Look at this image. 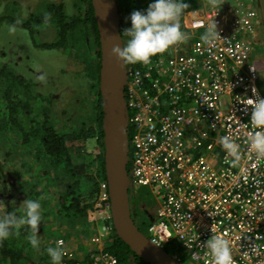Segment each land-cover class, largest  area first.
Instances as JSON below:
<instances>
[{
  "label": "built area",
  "instance_id": "1",
  "mask_svg": "<svg viewBox=\"0 0 264 264\" xmlns=\"http://www.w3.org/2000/svg\"><path fill=\"white\" fill-rule=\"evenodd\" d=\"M224 3L207 0L210 10L185 24L190 34L165 59H144L127 73L130 184L157 201L149 239L171 245L182 264H264L256 13ZM101 195L92 218L97 251L59 237L57 264H118L103 250L113 225L109 194Z\"/></svg>",
  "mask_w": 264,
  "mask_h": 264
},
{
  "label": "trees",
  "instance_id": "2",
  "mask_svg": "<svg viewBox=\"0 0 264 264\" xmlns=\"http://www.w3.org/2000/svg\"><path fill=\"white\" fill-rule=\"evenodd\" d=\"M152 2L153 0H118L121 12L122 37H126L124 45L127 52H129L128 67L140 68L141 66L139 63L141 54L136 57L135 54L131 55V52L149 54L150 50H156V46L148 44V41L153 39L154 36L144 35L150 28L146 23L145 16L149 14L148 10ZM176 2L181 15L189 9L198 7V0H177ZM2 5L11 15L1 16L0 25L6 21L20 30L27 31L36 48L69 52L73 49L70 45L74 41L76 44H72L73 46L79 47L81 50L84 49V52L80 53L82 58H88L90 62L92 60L98 61L97 66H95L97 68V70L95 69L96 81L94 85L92 84L93 105L96 112V115L93 114L92 116L93 125L81 124L76 129L75 136L60 133L48 123L45 109L48 105L46 99L41 100L42 107L39 110L37 109V116H41L43 121V124H41L40 119L35 117L28 105L26 106L27 100H30L32 89L36 86L35 83L32 79H27L18 74L13 66L7 63L0 65V85L4 87L3 92H5V102L0 105V136L7 138L4 135L8 134L9 136L12 130L17 131L20 129L22 132L17 136L21 147H25L24 143H39L40 147H34V150L40 149L44 153V157L49 159L56 170L59 166H64V169L59 173L53 170L56 173V179L55 181H48L47 184L55 187L61 175H64L67 182H72V184L67 186L62 200L57 205L47 209L45 213L49 214L53 220L61 216V218L68 220L73 227L76 226V229H89L90 227L93 237L98 226L96 222L92 221L90 212L99 199L101 185L107 183V177L104 131L102 128L103 106L99 88L100 40L92 0H74L73 11L68 10L65 3H55L49 0L42 12L33 13L26 20H17L12 15L13 12H18L20 9L18 2L2 0ZM51 27L56 30L55 41L52 43H38V33ZM88 43L92 48V53L89 55L86 51V44L88 45ZM20 117H23V119ZM95 137L100 143L101 152L94 156L89 154L86 144ZM7 139L11 140L12 138ZM78 159L82 161L78 162ZM31 177L24 180V185L27 186L28 183H31ZM32 188L35 192L21 193L18 196L24 195L25 198L20 197L18 202L28 203L31 199L36 202L39 199L42 206L45 207L46 203L52 201L51 193H42L44 191L38 189L35 185H32ZM138 194L143 196V193ZM1 202L7 205V209L2 219H0V264L59 263V248L56 243H53V239L56 238L51 239L47 235L45 242L40 245L41 254L38 252L39 245H35L33 237L36 228L44 229L40 218L31 217L28 208L21 211L17 207L19 213H14L11 211L12 206L9 204L8 199ZM23 212H26L24 223L17 224L20 221V214H23ZM111 223L113 225L112 220ZM50 228L54 230L53 227L49 226L47 231H50ZM82 248L86 247L82 246ZM171 248V245H167L164 250L168 253ZM106 250L115 254L119 264H149L138 257L128 245L120 240L115 231L113 240L108 243Z\"/></svg>",
  "mask_w": 264,
  "mask_h": 264
},
{
  "label": "rangeland",
  "instance_id": "3",
  "mask_svg": "<svg viewBox=\"0 0 264 264\" xmlns=\"http://www.w3.org/2000/svg\"><path fill=\"white\" fill-rule=\"evenodd\" d=\"M19 3V11L13 12L12 15L17 20H26L33 13L42 12L49 0H11ZM55 3H65L67 8H70V5H73L74 0H51ZM170 6H167L163 2H159L157 0L156 8L157 10L162 9L164 15H174L177 12L178 6L176 0H173ZM184 1V0H181ZM187 1V0H185ZM205 3V1H204ZM167 6V7H166ZM202 8V6L200 7ZM255 8L259 15L262 16L264 22V0H255ZM205 9L207 11L210 10L209 6H206ZM152 11V10H151ZM157 14V12H153ZM11 15L8 12L4 5H2V0H0V17ZM157 17V16H155ZM160 17V18H159ZM154 21H161L163 25L160 23L155 24L156 27H153L156 33L160 34L164 32L166 34V39H168V24L170 23V19L166 17L159 16ZM152 19L153 16H150ZM161 25V26H160ZM46 29V28H45ZM184 28H180L175 33V41L174 43L169 44V47L172 49L175 48V43L181 38L182 31ZM56 30L55 28H49L38 33L37 41L38 43H52L56 39ZM197 35L204 36L203 31H197ZM76 39V36H75ZM261 39L264 41V24L263 30L261 32ZM72 44H76V42L71 43L72 51L69 52H60L57 50H45L38 49L34 46L32 38L28 35L27 31L20 30L15 26L9 24L4 21L0 25V65L3 63H7L17 71L18 74L23 75L27 79H32L35 83V87L32 89V94L30 95V100H27V104L30 108V111L35 115L36 118L40 119L41 124H43L41 116H37V109H41V100L46 99L48 101V105L45 108L47 113V121L50 123L58 132L66 133L70 135H76V129L81 125L85 124L86 126L93 125L92 116L94 114V106H93V94H92V84L94 85L95 79V66H97L98 61L90 60L88 58H82L80 55L81 52H84V49H80L79 47L73 46ZM129 43L127 42V45ZM95 46V45H94ZM89 47V48H88ZM254 51L251 54V60L258 61L260 57L264 55V46H255ZM157 49V59H165L166 58V50L161 48L160 45L156 46ZM87 55L92 53L91 45L86 44ZM140 53H136L135 56L139 57ZM92 70V71H91ZM94 72V73H93ZM97 73V72H96ZM264 75V74H262ZM261 84L264 88V77L261 78ZM4 87L0 86V105L2 102H5V92H3ZM50 100V101H49ZM11 107L10 105H8ZM32 108H31V107ZM23 119V117H20ZM22 132V130H13V132L4 135L7 138H12L11 140L7 138H3L0 136V168L6 170L5 173L10 174L11 171L18 175L23 180H28L31 177V183H28V192L34 193V188L32 185L38 187V189H42L44 192L42 193H51L52 201L50 203H46L45 207L42 206L40 200H36L33 202L29 200L28 203H20L18 199L25 198L24 195L15 198L12 200L11 211L14 213H19L17 207L21 211H25L26 208L29 209V213L31 217L40 218L44 229L38 227L35 230V236L33 240H35V245H39L38 252H40V245L44 243L47 239V235L49 238H58V237H66L67 240L70 238L78 240V247H92L93 244L91 242V229H76V226H72L71 223L58 216L56 219H52L49 214L45 212L53 205H57L59 201L62 200V196L65 194L66 188L69 184L65 176L61 175L57 181L55 187H51L47 184L48 181H55V174L61 172L64 169V166L61 165L56 170L55 167L51 164L48 158H45L43 155V160L40 164L36 162L35 166L30 165L32 168L30 171L25 164L22 165V162H31L34 161L35 158L31 154H26L17 143H18V134ZM15 138V141H14ZM15 143V145H14ZM100 143H98L97 138L90 140L86 144V149L88 150L90 155H98L101 151L98 149ZM75 155V154H74ZM82 160L78 159V162ZM56 173H54V171ZM54 175L52 176V174ZM52 176V177H51ZM18 179V181H22V179ZM45 184V186H44ZM49 189V190H47ZM145 189V188H142ZM6 190L5 186L0 187V193H4ZM36 190V188H35ZM148 190V189H147ZM150 191V190H149ZM27 193V192H26ZM143 196H139L138 190L132 185L130 186V199L132 209L135 212L134 220L140 227V230L147 235V228L149 227L151 220L148 214H144L140 217L141 208L145 207L148 212L155 213L158 204L157 201L152 198L151 193L142 192ZM101 197L97 200L94 205L93 210L90 212V216L93 218V215L97 212L95 210V206L98 207L101 203ZM26 212L20 214V224L24 223ZM49 224V225H47ZM50 227V231L47 229ZM46 237V238H44ZM54 240V239H53ZM40 243V244H39ZM168 253H172L168 250ZM192 264V263H190Z\"/></svg>",
  "mask_w": 264,
  "mask_h": 264
},
{
  "label": "water",
  "instance_id": "4",
  "mask_svg": "<svg viewBox=\"0 0 264 264\" xmlns=\"http://www.w3.org/2000/svg\"><path fill=\"white\" fill-rule=\"evenodd\" d=\"M92 4L101 52L99 88L103 106L105 171L117 237L149 264H181L165 250L156 247L133 218L128 173L131 152L126 103L128 71L121 34V12L118 0H92Z\"/></svg>",
  "mask_w": 264,
  "mask_h": 264
},
{
  "label": "clouds",
  "instance_id": "5",
  "mask_svg": "<svg viewBox=\"0 0 264 264\" xmlns=\"http://www.w3.org/2000/svg\"><path fill=\"white\" fill-rule=\"evenodd\" d=\"M177 1V0H176ZM204 1H205V3H204ZM206 1L207 0H198V7H194V8H192V9H189L187 12H184L182 15L180 14V10L179 9H177V12H176V14H174V15H171V16H169L168 14L165 16L167 19H170L171 21H170V23L168 24V39H166L165 41H159L158 40V37L159 36H163V35H165L166 36V34L164 33V32H162V33H160V34H158V33H156V31H154L155 29H153V27H154V22H156V21H154V19H156V20H159V19H157V17H159V16H157V17H153L152 19L149 17H147V16H149L151 13H152V11L153 12H158V10H157V8H156V3H157V0L156 1H153L152 3H150V9H149V14L148 15H146L145 16V19H146V23H147V25H149V30H148V32H145L144 33V35H152V36H154V38L153 39H150L149 41H148V44L150 45V46H157V45H160L161 46V48H163L164 50H166V52H165V54L167 55V54H169V52L171 51V47H169V44H171V43H174V41H175V33H176V31L178 30V29H180V28H184V30L182 31V36H181V38L175 43V46H177L180 42H181V40L182 39H185V34L186 33H188V34H190V31H188L187 29H186V26H185V24L186 23H188V22H191L192 21V19H193V17H196V16H198L197 15V13H203L204 11H205V5H206ZM219 1H222V0H219ZM225 1V3H224V5H228V4H230L231 6H233V7H239L240 9L242 8V9H250V10H253V11H255V13H256V16H257V10H256V8H255V0H224ZM163 3H165L167 6H170L172 3H174V1L173 0H169V1H164ZM119 4V3H118ZM166 6V7H167ZM200 6H202V8H200ZM152 10V11H151ZM151 16H153V15H151ZM256 16H255V18H256ZM160 18V17H159ZM158 23H160L161 25H163V22H162V20L161 21H159ZM160 25V26H161ZM156 27V26H155ZM202 30H204V31H206L205 29H202ZM198 31H200V30H198ZM257 35H258V31H256V34H255V38H254V40H253V46L255 47V40L257 39ZM124 40V39H123ZM255 49V48H254ZM130 51L132 50V49H129ZM132 54H136V53H132L131 52V55ZM140 54H141V59L139 60V63H141L144 59H157L156 58V55H157V49L156 50H150V53L149 54H145V53H141L140 52ZM127 58H128V54H127V56H126ZM255 63H256V69H258V73H259V89H260V93H261V96H262V100H263V108H264V88L262 87V84H261V63H258L257 61H254ZM100 64H101V61H100ZM128 65H127V71H128ZM100 69H101V67H100ZM128 73V72H127ZM1 86V85H0ZM127 88V87H126ZM127 103V102H126ZM131 158V157H130ZM128 173L130 174V161H129V166H128ZM129 179H130V175H129ZM103 185H105V187H103ZM130 186H131V184H130ZM136 189L138 190V193H142L143 191H145V192H148V193H150L149 192V190H147L146 188L145 189H142V188H140V187H136ZM129 190H130V187H129ZM5 193H11V194H13V195H4ZM23 193H26V190H25V188H23ZM100 193H109V191H108V183H103L102 185H101V190H100ZM13 196H14V198H13ZM100 196H101V194H100ZM19 196H18V194L17 193H13V192H10L8 189H6L5 190V192L4 193H0V211H3V212H1L0 213V219H2V217L4 216V214H5V212H6V209H7V205L6 204H4V203H2L1 201H3V200H6V199H8L9 200V204L11 205V206H13L12 205V200H14L15 198H18ZM132 210V209H131ZM148 215H150L149 214V212L147 213ZM111 215H112V213H111ZM112 221H113V218H112ZM137 224V223H136ZM138 225V224H137ZM114 231H115V228H114V223H113V232H112V236H111V238L110 239H108L107 241H106V243L103 245V250L104 251H107V252H109V253H111L110 251H108V250H106V247H107V245H108V243L109 242H111L112 240H113V236H114ZM115 233H116V231H115ZM117 235V234H116ZM146 235V234H145ZM146 237L149 239V237H148V228H147V235H146ZM92 238V237H91ZM72 239V238H71ZM75 241H76V243H78L77 242V239H74ZM150 240V239H149ZM151 241V240H150ZM152 242V241H151ZM153 243V242H152ZM93 244V243H92ZM154 244V243H153ZM155 245V244H154ZM156 247H158V248H160L159 246H157V245H155ZM82 250H93V251H97V247L93 244V246L92 247H86V248H81ZM160 249H162V250H164V248H160ZM81 253V252H80ZM111 254H113V253H111ZM171 254V253H170ZM115 255V254H114ZM171 256H173L172 254H171ZM118 259V258H117ZM179 262V261H178ZM118 264H119V262H118ZM182 264V263H181Z\"/></svg>",
  "mask_w": 264,
  "mask_h": 264
},
{
  "label": "flooded vegetation",
  "instance_id": "6",
  "mask_svg": "<svg viewBox=\"0 0 264 264\" xmlns=\"http://www.w3.org/2000/svg\"><path fill=\"white\" fill-rule=\"evenodd\" d=\"M153 1H156V0H153ZM159 2H164V1H169V0H158ZM67 6V5H66ZM68 10H70V11H73V5H70V8L68 7L67 8ZM163 9V8H162ZM162 9H159L158 10V12H157V14H154L153 15V13H151L149 16H147L148 18L151 16V15H153V17H155V16H163V17H165L166 15H164L163 14V12H162ZM148 12H150L149 10H148ZM158 22L156 21V22H154V27H155V24H157ZM52 28V27H51ZM49 29V28H48ZM44 30H46V29H44ZM43 31V30H42ZM56 33V32H55ZM123 39L125 40L126 39V37H123ZM158 40L159 41H165L166 40V36L165 35H163V36H159L158 37ZM261 34L259 33L258 35H257V39L255 40V46H264V41H263V44H260V42H261ZM125 46V45H124ZM125 48V47H124ZM125 54H126V56H127V54L129 53V52H127V48H125ZM93 102V101H92ZM93 104V103H92ZM27 106V105H26ZM94 106V105H93ZM94 114L96 115V112H95V109H94ZM12 132H13V130H12ZM14 141H15V138H14ZM19 146H20V142H19V140H18V143H17ZM16 144V145H17ZM14 145H15V143H14ZM15 145V146H16ZM24 145H25V147H21L23 150H26V151H24L26 154H31L32 153V155L34 156V158H35V160L34 161H31V162H22V165L23 164H25L26 165V167L30 170V171H32V168H30L29 166L30 165H34L35 166V164H36V162H39L40 161V164H41V162H42V160H43V155H44V153L42 152V151H40V149L39 150H34V147H37V148H39L40 147V144L39 143H37V144H33V143H24ZM98 149L101 151V147L99 146L98 147ZM5 171L6 170H4L3 168L1 169L0 168V187H3V186H5V188L6 189H8L10 192H13V193H17L18 195H20L21 193H23V187L25 188V190H26V192L27 193H29L28 192V187L26 186V185H24V180L22 179V178H20L18 175H16V174H14L13 172L14 171H11V173L10 174H8V173H5ZM22 179V181H18V179ZM4 195H13V194H11V193H5ZM13 198H14V196H13ZM131 209H132V205H131ZM148 213V210L145 208V207H143V208H141V212H140V217H142L144 214H147ZM132 215H133V218H134V215H135V212L133 211V209H132Z\"/></svg>",
  "mask_w": 264,
  "mask_h": 264
},
{
  "label": "crops",
  "instance_id": "7",
  "mask_svg": "<svg viewBox=\"0 0 264 264\" xmlns=\"http://www.w3.org/2000/svg\"><path fill=\"white\" fill-rule=\"evenodd\" d=\"M263 24H264V22H263V18H262V16L261 15H259L258 14V12H257V16H256V18L254 19V25H255V28H256V31H258V34L260 33L261 34V32H262V30H263ZM204 33H205V31H204ZM206 34V33H205ZM200 36V35H199ZM260 44H263V41L261 40V42H260ZM258 63H261V77L263 78L264 77V75H262V74H264V55L262 56V57H260L259 58V60L257 61ZM1 212H3V211H0V213ZM19 223V221L17 222V224ZM59 238V237H58ZM58 238H56V239H54L53 240V243H55V241L58 239Z\"/></svg>",
  "mask_w": 264,
  "mask_h": 264
},
{
  "label": "bare ground",
  "instance_id": "8",
  "mask_svg": "<svg viewBox=\"0 0 264 264\" xmlns=\"http://www.w3.org/2000/svg\"><path fill=\"white\" fill-rule=\"evenodd\" d=\"M201 7V6H200ZM201 31H203V30H201ZM121 34H122V32H121ZM125 47V46H124ZM139 64V63H138Z\"/></svg>",
  "mask_w": 264,
  "mask_h": 264
}]
</instances>
